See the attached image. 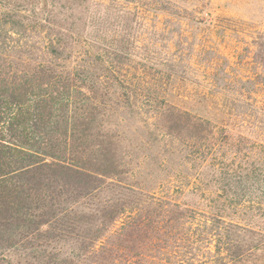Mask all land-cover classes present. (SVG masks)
I'll list each match as a JSON object with an SVG mask.
<instances>
[{
  "label": "trees",
  "instance_id": "16d2710c",
  "mask_svg": "<svg viewBox=\"0 0 264 264\" xmlns=\"http://www.w3.org/2000/svg\"><path fill=\"white\" fill-rule=\"evenodd\" d=\"M181 10L0 0V264H264V106L182 108L178 50L155 63L160 39L141 38L143 15ZM254 45L264 88V32Z\"/></svg>",
  "mask_w": 264,
  "mask_h": 264
},
{
  "label": "rangeland",
  "instance_id": "374dc122",
  "mask_svg": "<svg viewBox=\"0 0 264 264\" xmlns=\"http://www.w3.org/2000/svg\"><path fill=\"white\" fill-rule=\"evenodd\" d=\"M174 2L182 9L180 18L167 13L155 17L143 15L145 30L141 38L145 42L144 50L148 40L160 39L159 53L154 56L155 63L164 64L169 58L168 52L178 50L181 81L175 88V94L180 96L178 103L182 108L206 114L212 119L213 114H217L222 106L218 99L222 100L224 95L231 99L237 98L238 114L244 115L255 107L262 109L264 88L257 81L252 84L248 80H253L259 72L252 58L255 54L254 40L258 33L264 32V0ZM168 45L170 50L166 47ZM144 50L140 53L145 54ZM227 98L222 108L233 109L234 102L227 101ZM131 124L134 129L139 128L132 120ZM236 125L237 133L253 138L251 134L255 128L243 124L242 120ZM154 131L152 127L151 132ZM149 137L150 133L146 129L145 132L137 131L132 135V141L138 148L136 154L148 158L146 164L136 168L144 176L155 172L152 154L156 150ZM176 161L180 162V158ZM174 168L169 172L177 171ZM187 172L194 174L195 170L189 168ZM175 180V185H178L179 181Z\"/></svg>",
  "mask_w": 264,
  "mask_h": 264
}]
</instances>
